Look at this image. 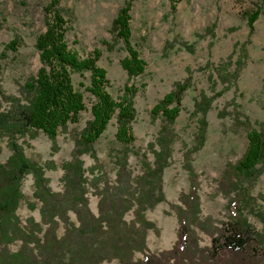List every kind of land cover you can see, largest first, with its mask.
<instances>
[{
	"label": "rangeland",
	"instance_id": "obj_1",
	"mask_svg": "<svg viewBox=\"0 0 264 264\" xmlns=\"http://www.w3.org/2000/svg\"><path fill=\"white\" fill-rule=\"evenodd\" d=\"M48 1L0 0V92L5 95L0 94V110L8 108L12 97H22L24 81L41 66L34 42L49 23L45 10ZM125 1L59 0L68 19L67 41L80 54L95 48L101 52L98 65L106 71L113 98L123 94L125 85L137 89L134 141L117 142L115 121L111 120L92 145L94 156L90 153L80 156L87 178L89 209L97 215L98 189L107 183H118L117 172L123 160L131 177L142 174L153 163L152 149H159L156 138L163 121L160 117L152 118L151 109L175 83L188 78L190 87L183 95L182 109L170 125V157L161 177L165 199L145 213L155 226L147 231V250L158 254L173 247L178 232L174 204L179 203L180 194L187 192L195 180L201 219L194 231L195 252L207 258L202 264H237V258L225 252L210 259L206 250L213 237L228 234L223 228L235 216L227 204L237 192L243 193L240 196L243 216L252 230L264 234L257 213L264 211V173L249 180L232 167L245 150L247 132L250 129L264 132V0H181L175 9L171 8V0H128L132 41L146 64L144 72L131 79L120 64L125 56L123 45L111 32L112 21ZM256 9L261 13L250 31L246 16ZM14 38L19 39L20 45L16 50L6 49L5 45ZM85 81L84 77L73 75V82L81 91L79 82ZM216 92L220 94L204 116L196 108V102ZM84 96L87 109L81 112L77 123L69 124L58 134L54 147L40 131L14 137L30 160L44 166V175L53 191H62V163L71 159L75 139L90 118L89 96L85 92ZM203 119L204 141L194 151V146L199 145L197 134ZM10 153L4 135L0 162H5ZM186 160L194 172L193 179L185 166ZM21 190L24 198L15 214L21 226L36 230L40 212L32 174L25 175ZM31 202L36 203L34 209L30 208ZM69 217L76 223L73 212H69ZM131 217V212L126 214V219ZM61 232L60 226L57 235ZM20 243L16 240L7 248L15 252ZM249 244L248 249L252 248L253 254L264 259V246L255 239ZM103 264L119 262L113 259Z\"/></svg>",
	"mask_w": 264,
	"mask_h": 264
},
{
	"label": "trees",
	"instance_id": "obj_2",
	"mask_svg": "<svg viewBox=\"0 0 264 264\" xmlns=\"http://www.w3.org/2000/svg\"><path fill=\"white\" fill-rule=\"evenodd\" d=\"M178 1L181 0H171L172 9ZM130 6L128 0L124 2L111 27L114 39L120 41L125 50L120 64L128 79L141 75L146 66L132 41ZM45 10L49 23L34 42L41 66L24 81L22 97H12L8 108L0 110V142L6 135L11 150L6 161L0 162V264H103L113 259L119 264H202L207 258L196 253L193 246L195 228L201 224L195 180L187 192L180 194L179 203L174 204L178 232L173 247L155 254L149 252L146 245L147 231L155 226L145 213L165 199L161 177L170 157V125L182 109L183 95L190 87L188 78L175 83L151 109L152 118L160 117L163 121L156 138L159 149H152L153 163L142 174L131 177L123 160L117 172L118 183H107L98 189V213L94 215L88 206L87 178L80 156L93 154L92 145L111 120L115 121L117 142L130 144L134 141L132 125L136 117L134 97L137 89L125 85L123 94L118 99L113 98L106 71L98 65L101 52L95 48L80 54L70 46L66 38L68 19L59 0H49ZM260 13L261 10L256 9L247 14L250 31ZM19 45V39L14 38L5 48L16 50ZM239 69L240 64L233 78ZM74 74L85 78V83L79 82L83 91L74 84ZM84 92L89 96L90 118L75 139L71 159L62 163V191H53L44 175V166L30 160L14 137L40 131L54 147L58 134L69 124L77 123L81 112L87 109ZM0 94L5 97L3 92ZM219 94L203 96L196 102V108L205 116ZM205 127L203 119L197 134L199 145L194 146V151L203 144ZM246 137L245 150L232 167L247 179L254 180L264 173V132L250 129ZM185 166L193 179L189 160ZM228 172L226 168L225 173ZM29 173L33 175L34 197L39 202L40 222L35 224L36 230L21 226L15 214L24 198L22 180ZM234 185L237 186V182ZM242 194L237 192L229 198L227 206L233 212L234 220L223 228L227 235L221 233L212 238L206 256L211 259L225 252L229 257L237 258V264H258L260 261L264 264L263 258L253 254L252 248L248 249L251 239L264 246V234L252 230L243 216ZM35 207L36 203L31 202L30 208ZM70 211L75 214L76 223L70 219ZM130 212L132 217L128 220L126 214ZM257 213L264 225V211ZM60 226L62 232L57 235ZM16 240L21 241L20 246L10 252L7 245ZM137 253L142 256L136 257Z\"/></svg>",
	"mask_w": 264,
	"mask_h": 264
}]
</instances>
